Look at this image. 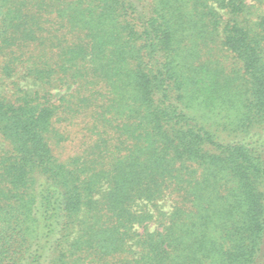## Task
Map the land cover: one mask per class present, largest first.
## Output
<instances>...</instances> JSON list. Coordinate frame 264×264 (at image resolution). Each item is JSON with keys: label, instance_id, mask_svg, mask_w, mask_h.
Masks as SVG:
<instances>
[{"label": "trees", "instance_id": "16d2710c", "mask_svg": "<svg viewBox=\"0 0 264 264\" xmlns=\"http://www.w3.org/2000/svg\"><path fill=\"white\" fill-rule=\"evenodd\" d=\"M256 4L0 0V264H264Z\"/></svg>", "mask_w": 264, "mask_h": 264}, {"label": "rangeland", "instance_id": "374dc122", "mask_svg": "<svg viewBox=\"0 0 264 264\" xmlns=\"http://www.w3.org/2000/svg\"><path fill=\"white\" fill-rule=\"evenodd\" d=\"M246 2H248V3H253V2H256L257 4V7H258V10H264V2H262V3H258V1L257 0H246ZM261 7V8H260ZM0 143H1V140H0ZM162 209L163 210H168V209H170V202H166V203H164L163 205H162ZM148 227H149V229L150 230H153V229H155L156 228V224L154 223V222H152V223H149L148 224ZM139 229V231H141V227H139L138 228Z\"/></svg>", "mask_w": 264, "mask_h": 264}]
</instances>
